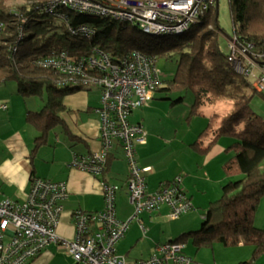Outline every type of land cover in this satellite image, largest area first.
Here are the masks:
<instances>
[{"label":"trees","instance_id":"trees-1","mask_svg":"<svg viewBox=\"0 0 264 264\" xmlns=\"http://www.w3.org/2000/svg\"><path fill=\"white\" fill-rule=\"evenodd\" d=\"M6 1L0 0V20L6 23L0 37V83L13 81L23 98L39 97L44 101L39 112H28L25 116V123L37 133L30 158L46 145L55 129H61L71 141L76 139L61 116L68 111L63 100L90 89L60 86L59 74L38 64L61 53L77 60L99 49L114 62L132 52L152 56L157 61L173 60L176 70L172 80L156 91L191 92L194 100L190 116L198 115L204 104L226 101L230 105L227 113L212 114L191 144L194 151L205 154L220 138L233 139L226 149L231 156L221 167L230 181L222 185L219 198L210 202L201 214L200 229L185 232L170 242L183 245L190 242L196 251L215 243L225 248L251 245L250 259L238 264H255L264 253V228L254 226L258 205L264 198V119L252 110L251 100L261 92L253 88L249 79L235 72L228 61L230 53L221 51L215 7L180 34L152 35L130 24L70 11H66L69 17L66 24L41 7L47 0H19L28 5V9L19 6V14L25 21L21 23L6 11ZM228 7L237 45L251 46L249 52L264 54V0H228ZM79 25L94 30L90 38L70 33L69 27ZM127 26L132 29L128 31ZM178 102L181 99L174 103ZM193 210L191 204L189 211Z\"/></svg>","mask_w":264,"mask_h":264},{"label":"built area","instance_id":"built-area-1","mask_svg":"<svg viewBox=\"0 0 264 264\" xmlns=\"http://www.w3.org/2000/svg\"><path fill=\"white\" fill-rule=\"evenodd\" d=\"M217 0H47L41 7L51 17L68 24L66 11L107 18L130 24L152 35H174L198 22ZM24 23L23 15L13 12ZM6 23L0 20V37ZM75 36L90 38L94 30L87 25L69 27ZM235 37L229 40L228 61L239 74L251 82L257 92L264 90V54L252 53L251 46H239ZM10 46L8 47V50ZM15 51V48L12 49ZM59 74L58 85L97 89L100 93V148L90 154L73 155L71 168L99 179L103 209L73 213L74 236L67 240L57 234L61 202L67 197L65 183L32 178L24 201L0 200V264H31L51 244L59 245L71 256L74 264H192L184 253V245L167 242L159 245L147 259L129 263L117 253L116 246L124 237L132 220L140 213H154L162 206L169 208V218L178 219L190 210L191 204L181 188V178L162 183L158 191L146 190V173L140 168L135 146L145 144L146 133L139 124H130L132 111L146 105L161 87L157 59L132 52L114 62L99 49L88 57L73 60L61 53L38 62ZM6 110V106H1ZM124 150L129 176L124 183L133 216L123 222L116 217V196L120 185L104 180L107 158L114 143Z\"/></svg>","mask_w":264,"mask_h":264},{"label":"crops","instance_id":"crops-1","mask_svg":"<svg viewBox=\"0 0 264 264\" xmlns=\"http://www.w3.org/2000/svg\"><path fill=\"white\" fill-rule=\"evenodd\" d=\"M86 91L89 90L68 95L63 100L68 111L63 112L61 116L67 129L76 139L71 141L65 135L62 145L49 146L46 144L45 148L42 151L38 150L37 155L35 154L36 156L33 158L30 156L37 133L25 123L28 109L25 110V115H23L24 111L20 112L22 117L20 118L19 114V130L15 129L13 133H10L13 126L10 117L0 116V155H2L0 157V195L3 199L24 201L29 193L32 178L65 183L67 197L61 202L62 212L59 217L57 234L67 240L74 236V212H96L102 210L104 206L99 179L69 166L73 155L85 156L100 148L99 118L96 112L100 107V101L95 106ZM0 111L3 110L0 109ZM206 126L207 123L201 131H198L199 133L195 132L196 139ZM2 131L6 133L4 137L1 135ZM150 138L146 136L145 144L135 146L139 167L149 168L146 173L147 192H156L162 183L180 177L181 187L194 209H207L210 202L219 198L222 185L230 180L224 176L221 169L222 164L229 157V153L226 151L227 147L220 143V140L224 139L218 140L207 153L201 154L192 149L191 140L186 141V136L184 139L179 138L176 148L168 152L167 150L154 151L153 146H150ZM203 145L205 146L206 143ZM159 153H163L160 161H158ZM165 157H167L166 160H163ZM155 160L158 162L156 163ZM128 175L129 169L124 152L121 150V145L116 142L109 151L102 177L108 183L120 185L116 196V217L123 222L133 216L132 213H125L122 209L128 204L124 189ZM142 214L138 215L140 219L137 216L132 220L124 237L116 246L117 253L125 256L129 263L149 258L155 254L159 245L178 237H168L167 242H161V239H154L153 228L148 231L142 225V222H146L149 227H152L169 218L168 207L162 206L158 211L146 214L147 217ZM199 216L201 217V214ZM187 218L191 219V225L189 222H183V219L182 224L179 225L178 233L188 232L190 228L199 224L196 213L187 215ZM259 228H264V225L260 224ZM175 233L176 231H173L172 234ZM58 248H60L59 245L51 244L31 264H58L60 261L57 259L59 257Z\"/></svg>","mask_w":264,"mask_h":264},{"label":"rangeland","instance_id":"rangeland-1","mask_svg":"<svg viewBox=\"0 0 264 264\" xmlns=\"http://www.w3.org/2000/svg\"><path fill=\"white\" fill-rule=\"evenodd\" d=\"M21 5L26 6V9H28V5L24 2H19V0L6 1L5 8L6 11L11 13H13L14 11L19 12V6L21 7ZM218 27L221 30V35L219 36V47L224 54H227L229 53V40L233 38L228 0H218ZM127 28L128 31H130L132 29V26H127ZM141 36L143 35L141 34ZM157 69L159 71V78L162 84L161 87L164 88L168 85V82L171 81L174 76L176 70L175 61H165L163 59H159L157 61ZM86 93L90 101L95 106H97L100 101L99 91L93 88L89 91H86ZM178 99H181V102L174 103ZM193 100V95L189 91H156L153 95V98L146 105L138 107L132 111V114L128 120L130 124H139L142 126L144 132L146 133V136L148 138L151 137L150 146H153L152 148L154 151L167 150L168 152L169 150L176 148L178 144L177 140L179 138L184 139V137L186 136V141L190 139L191 143H194L197 135L195 134V132L197 133L198 131H201L203 129V127L207 123V119L212 114L216 113L223 115L230 110V105L226 101H221L215 104H204L200 108L198 115L190 116L189 114L191 106L193 104ZM3 105L6 106L7 110L0 111V116L10 117L11 124L13 125L10 129V133H13L15 129L19 130L20 112L24 111L23 115H25L24 113L26 109H28V112H39L44 105V101L39 97L23 98L18 92L17 84L13 81H9L7 83H0V108ZM251 108L256 114L264 119V90L263 92H261V94H256L253 97V99L251 100ZM20 115L21 118L22 114ZM1 135L4 137L6 133L2 131ZM65 137L66 136L64 133H62L61 129H55L49 134L46 144H49V146H59L60 144L62 145V141L65 140ZM220 139L224 140L221 141ZM220 139V143L222 145H225V147L227 148L234 141L229 137H223ZM39 148V151H42L45 147L43 145ZM121 150L122 152H124L122 146ZM36 155H34V157ZM230 156L231 153H229V157ZM0 157H2V155H0ZM162 157L163 153H159L158 161H160ZM166 158L167 157H165L163 160H166ZM158 161L155 160L156 163ZM2 199L3 197L0 195V200ZM118 207L120 206L118 205ZM122 209L125 213H132V215L134 214L133 208L128 204L123 206ZM205 211L206 209L203 208L194 209L193 211H189L181 215L177 220L166 218L165 220L155 224L152 227H149L146 222H142V225L148 231L150 230V228H153L152 235H154V239H161V242H165L168 237H177L182 234H180V232L178 233V231L180 230L179 225L182 224L183 219V222H189V224L191 225V219L187 218V215H190L191 213H196L199 224H196V226L190 228L188 232L200 229L202 218L199 215L205 213ZM141 214L142 213H140V215ZM144 214L147 217L146 214L148 213H143L142 215ZM152 218H154L153 215ZM260 224L264 225V198L261 199L254 218V226L259 228ZM173 231H176L177 234H172ZM252 250L253 247L251 245H240L236 247L234 246L225 248L222 245L215 243L211 247H204L199 251H196L191 243L187 242L184 245L183 253L194 261L192 264H234L238 263L239 261L243 262L249 260L252 254ZM58 255L59 257H57V259L60 260L58 264H74L71 256H68V254L61 247L58 248ZM68 257L72 260V262ZM255 264H264V253L256 259Z\"/></svg>","mask_w":264,"mask_h":264},{"label":"water","instance_id":"water-1","mask_svg":"<svg viewBox=\"0 0 264 264\" xmlns=\"http://www.w3.org/2000/svg\"><path fill=\"white\" fill-rule=\"evenodd\" d=\"M215 9H216V12H217V14H218V0L216 1Z\"/></svg>","mask_w":264,"mask_h":264}]
</instances>
